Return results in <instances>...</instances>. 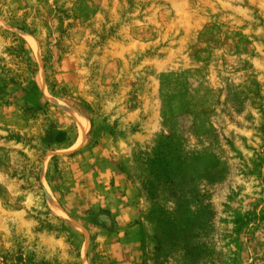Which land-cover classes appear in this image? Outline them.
I'll return each instance as SVG.
<instances>
[{"label": "rangeland", "instance_id": "1", "mask_svg": "<svg viewBox=\"0 0 264 264\" xmlns=\"http://www.w3.org/2000/svg\"><path fill=\"white\" fill-rule=\"evenodd\" d=\"M0 264H264V0H0Z\"/></svg>", "mask_w": 264, "mask_h": 264}, {"label": "trees", "instance_id": "2", "mask_svg": "<svg viewBox=\"0 0 264 264\" xmlns=\"http://www.w3.org/2000/svg\"><path fill=\"white\" fill-rule=\"evenodd\" d=\"M22 43V40H21ZM16 51H24L23 46H21V48H16ZM66 139V131H58V133L56 134V136L54 137V143H58L61 144L65 141Z\"/></svg>", "mask_w": 264, "mask_h": 264}, {"label": "bare ground", "instance_id": "3", "mask_svg": "<svg viewBox=\"0 0 264 264\" xmlns=\"http://www.w3.org/2000/svg\"><path fill=\"white\" fill-rule=\"evenodd\" d=\"M77 119H78V121H79L78 123L80 125V127H79V130H80V138H79L78 142H81V140L84 137V132L82 130H83V128L86 130L88 128L89 124H88V121H86V120H84L82 118H81L82 120L80 118H77Z\"/></svg>", "mask_w": 264, "mask_h": 264}, {"label": "crops", "instance_id": "4", "mask_svg": "<svg viewBox=\"0 0 264 264\" xmlns=\"http://www.w3.org/2000/svg\"><path fill=\"white\" fill-rule=\"evenodd\" d=\"M58 131H66V139H65V141L63 142V143H65L67 140H68V132H67V130H64V129H59ZM58 131L57 132H55L54 133V135H53V143H54V137L56 136V134L58 133ZM63 143H61V144H63ZM55 144H58V143H55Z\"/></svg>", "mask_w": 264, "mask_h": 264}]
</instances>
